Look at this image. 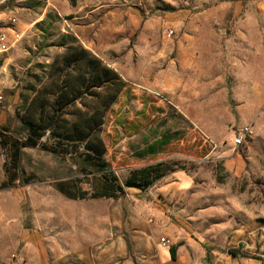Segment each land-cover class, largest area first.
<instances>
[{
    "label": "rangeland",
    "instance_id": "374dc122",
    "mask_svg": "<svg viewBox=\"0 0 264 264\" xmlns=\"http://www.w3.org/2000/svg\"><path fill=\"white\" fill-rule=\"evenodd\" d=\"M0 33V133L26 137L23 120L54 112L63 78L51 66L76 40L126 83L104 116L106 158L124 186L141 170L152 181L93 198L76 147L47 132L58 153L23 149L17 187H3L0 138V264H86L112 225L154 209L224 246L264 227V0H0ZM245 127L253 136L237 148ZM81 178L85 199L58 189Z\"/></svg>",
    "mask_w": 264,
    "mask_h": 264
},
{
    "label": "trees",
    "instance_id": "16d2710c",
    "mask_svg": "<svg viewBox=\"0 0 264 264\" xmlns=\"http://www.w3.org/2000/svg\"><path fill=\"white\" fill-rule=\"evenodd\" d=\"M75 42V46H69L63 56V66L57 62L51 66L53 74L63 78L62 85L57 87L59 93L54 103V112L47 118L40 114L39 118L23 120L22 128L27 133L26 137H13L8 132L0 133L1 146L9 152L11 159L5 166L7 180L3 187H17L15 183L21 176L23 149L40 147L58 153L57 148L42 141L47 132H50L55 138L63 140L59 142L60 146L69 141L76 147L73 155L75 165L81 171L92 173L88 180L92 194L80 186L85 183L86 178L59 184L60 192L69 199H85L89 194L93 198L117 199L126 194V187L150 186L151 174L141 170L138 172L139 178H130L124 186L112 169L106 158L107 146L102 137L104 116L117 104L126 83L101 58L83 48L76 40ZM87 98L95 99V104L86 101ZM79 105L85 110L82 111ZM70 107L75 108L73 121L63 126L65 121L61 117ZM61 130H64V134H61ZM171 251L175 259L176 248L173 247ZM230 253L237 255L235 251Z\"/></svg>",
    "mask_w": 264,
    "mask_h": 264
},
{
    "label": "crops",
    "instance_id": "0c3cea01",
    "mask_svg": "<svg viewBox=\"0 0 264 264\" xmlns=\"http://www.w3.org/2000/svg\"><path fill=\"white\" fill-rule=\"evenodd\" d=\"M175 177L181 180V174ZM191 181L183 176L184 185ZM178 185L184 190L180 182ZM146 217H154L155 223L148 224ZM111 227L114 233L106 236L109 240L87 258L86 264H264V227L257 224L238 229L228 251L222 250L219 240L198 237L189 224L168 219L160 209L147 211L133 223ZM163 237L171 239L173 246L162 244Z\"/></svg>",
    "mask_w": 264,
    "mask_h": 264
},
{
    "label": "built area",
    "instance_id": "2783aa9c",
    "mask_svg": "<svg viewBox=\"0 0 264 264\" xmlns=\"http://www.w3.org/2000/svg\"><path fill=\"white\" fill-rule=\"evenodd\" d=\"M12 23H16V20H12ZM0 45H2L1 47H2L3 51H8L9 45H8L7 37L2 33H0ZM0 99H2L1 96H0ZM252 136H253L252 127L242 128L239 131V133L237 134V136H235V138L233 140V145L238 148V147L242 146ZM161 243L162 244L164 243V245L168 246V247L173 246L171 239L166 238V237H163L161 239Z\"/></svg>",
    "mask_w": 264,
    "mask_h": 264
}]
</instances>
